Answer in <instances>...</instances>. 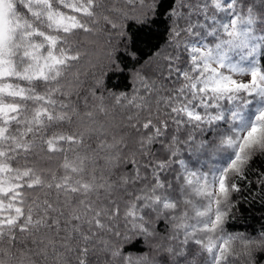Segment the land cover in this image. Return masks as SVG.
I'll return each mask as SVG.
<instances>
[{"label":"snow or ice","instance_id":"snow-or-ice-1","mask_svg":"<svg viewBox=\"0 0 264 264\" xmlns=\"http://www.w3.org/2000/svg\"><path fill=\"white\" fill-rule=\"evenodd\" d=\"M259 5L0 0V264H148L141 242L240 264L249 231L227 225L264 161ZM193 149L231 156L198 172Z\"/></svg>","mask_w":264,"mask_h":264},{"label":"trees","instance_id":"trees-1","mask_svg":"<svg viewBox=\"0 0 264 264\" xmlns=\"http://www.w3.org/2000/svg\"><path fill=\"white\" fill-rule=\"evenodd\" d=\"M259 0H257V9L259 10ZM166 19V17L164 18ZM164 25L161 23L160 31L163 32ZM102 41V48L104 46V38L99 37ZM163 37H161L162 39ZM115 77H119V73L111 74ZM84 80V85L87 87L89 83L88 77H82ZM117 79H112L110 84H117ZM220 152H209V151H199L192 150V154L187 157L189 165L198 172L214 173L215 167L217 166V161L220 160L216 154ZM227 154V152H226ZM214 157H217L215 160ZM229 161V160H228ZM222 159L221 168L225 167L228 163ZM253 172L250 174L249 179L251 182L257 185L256 188L253 187L252 191H245L238 201L239 208L234 211L231 219L228 221L227 227L230 230H244L247 229L249 232L244 233L242 236L238 237L231 245L230 254H235L240 257V264H252L251 257L258 256L260 254L261 248H264V238L259 237L258 233L261 229H264V194L259 191V186L257 182V174L260 170H264V161L253 164ZM158 233H164V224L157 223L155 225ZM251 232H257V235L253 236ZM140 239V238H137ZM242 240H253L252 244L245 245ZM130 247V251L133 254H143L147 255L149 258L148 264H172V259L166 251L163 250L160 243L149 245L147 243L141 242L135 245V247Z\"/></svg>","mask_w":264,"mask_h":264},{"label":"rangeland","instance_id":"rangeland-1","mask_svg":"<svg viewBox=\"0 0 264 264\" xmlns=\"http://www.w3.org/2000/svg\"><path fill=\"white\" fill-rule=\"evenodd\" d=\"M101 46H102V41L100 38H98L97 43L95 45H93V47L96 49L97 52H100L102 50ZM237 78L238 79H245L242 77H237ZM216 155L220 160L219 161L215 160L217 157L213 158L215 161H217V166L215 167L214 173H218L220 171V169H222L221 164H220L222 159L225 160V162H227L230 159L231 153L226 154V152H220L219 154L217 153ZM213 208H215V205H213ZM189 214L191 215V212ZM193 219L195 220V219H197V217H193ZM217 231H219V229H217ZM231 245H232V243L229 245V251H230Z\"/></svg>","mask_w":264,"mask_h":264}]
</instances>
